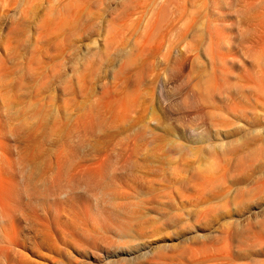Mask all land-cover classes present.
I'll use <instances>...</instances> for the list:
<instances>
[{
    "label": "rangeland",
    "instance_id": "1",
    "mask_svg": "<svg viewBox=\"0 0 264 264\" xmlns=\"http://www.w3.org/2000/svg\"><path fill=\"white\" fill-rule=\"evenodd\" d=\"M0 264H264V0H0Z\"/></svg>",
    "mask_w": 264,
    "mask_h": 264
}]
</instances>
